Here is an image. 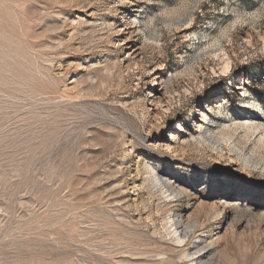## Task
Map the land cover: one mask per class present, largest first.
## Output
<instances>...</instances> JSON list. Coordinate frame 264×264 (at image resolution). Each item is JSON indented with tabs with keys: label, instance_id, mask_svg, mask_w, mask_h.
Returning a JSON list of instances; mask_svg holds the SVG:
<instances>
[{
	"label": "rangeland",
	"instance_id": "1",
	"mask_svg": "<svg viewBox=\"0 0 264 264\" xmlns=\"http://www.w3.org/2000/svg\"><path fill=\"white\" fill-rule=\"evenodd\" d=\"M255 115L264 0H0V264H264Z\"/></svg>",
	"mask_w": 264,
	"mask_h": 264
},
{
	"label": "bare ground",
	"instance_id": "2",
	"mask_svg": "<svg viewBox=\"0 0 264 264\" xmlns=\"http://www.w3.org/2000/svg\"><path fill=\"white\" fill-rule=\"evenodd\" d=\"M239 90H243V87H238ZM200 93V92H199ZM237 126V125H235ZM239 127V126H238ZM239 129V128H238ZM242 129H245L247 132L251 133V134H256L258 135V138H257V142L259 143V145H261L262 147H264V118L260 117V116H253L250 120L244 122L242 124ZM233 132L231 131V136L235 135L236 134V130H234L232 128ZM244 130V131H245ZM228 132V130H227ZM243 132V131H242ZM229 133V132H228ZM226 133V134H228ZM247 133V134H249ZM246 135V134H244ZM251 143V142H250ZM258 145V144H257ZM258 145V146H259ZM260 147V146H259ZM258 159V158H257ZM261 211L264 212V208H261ZM176 213V212H175ZM174 217H172L171 219V226H173V229H172V236H174V238L176 239V242H182V236L184 238V234L185 233H182V230H178L182 227V220H181V216L175 214L173 215ZM170 220V219H169ZM173 239V237H172ZM200 240V239H199ZM196 241V240H195ZM215 243V242H214ZM187 244V243H186ZM197 245V244H196ZM209 245V244H208ZM199 247V246H198ZM211 247V246H209ZM208 247V248H209ZM213 247V246H212ZM188 250V249H187ZM185 250V251H187ZM197 250V249H196ZM203 250H206V246L205 247H200V249L197 250V252H201ZM196 252V251H195ZM194 254V253H193ZM192 255V254H190ZM183 256V255H182ZM186 257V255H185ZM201 256H198L195 260V263L194 264H197L199 262V259H200ZM193 259V258H192ZM193 264V263H192Z\"/></svg>",
	"mask_w": 264,
	"mask_h": 264
},
{
	"label": "trees",
	"instance_id": "3",
	"mask_svg": "<svg viewBox=\"0 0 264 264\" xmlns=\"http://www.w3.org/2000/svg\"><path fill=\"white\" fill-rule=\"evenodd\" d=\"M199 99H202L204 97V93H201L200 95H198Z\"/></svg>",
	"mask_w": 264,
	"mask_h": 264
}]
</instances>
